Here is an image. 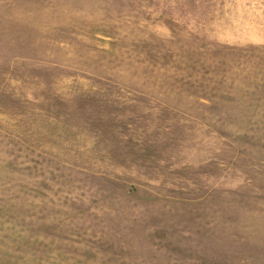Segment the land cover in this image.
I'll return each mask as SVG.
<instances>
[{"label": "rangeland", "instance_id": "374dc122", "mask_svg": "<svg viewBox=\"0 0 264 264\" xmlns=\"http://www.w3.org/2000/svg\"><path fill=\"white\" fill-rule=\"evenodd\" d=\"M0 264H264V0H0Z\"/></svg>", "mask_w": 264, "mask_h": 264}]
</instances>
